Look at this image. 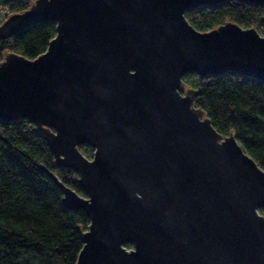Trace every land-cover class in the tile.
Segmentation results:
<instances>
[{
    "label": "water",
    "instance_id": "95a60500",
    "mask_svg": "<svg viewBox=\"0 0 264 264\" xmlns=\"http://www.w3.org/2000/svg\"><path fill=\"white\" fill-rule=\"evenodd\" d=\"M224 1L33 0L0 22V38L55 22L37 55L2 53L0 119L33 123L75 173L83 194L39 165L88 220L74 264H264V168L182 80H264V34L232 21L199 30L184 16Z\"/></svg>",
    "mask_w": 264,
    "mask_h": 264
},
{
    "label": "trees",
    "instance_id": "16d2710c",
    "mask_svg": "<svg viewBox=\"0 0 264 264\" xmlns=\"http://www.w3.org/2000/svg\"><path fill=\"white\" fill-rule=\"evenodd\" d=\"M29 2L16 0L10 12L21 11ZM184 16L196 29L206 30L224 21L264 31V5L226 0L216 6L186 9ZM55 22L29 25L7 38H0V57L15 51L27 57L42 52L54 35ZM186 86L197 89L195 104L213 127L232 132L237 142L264 168V80L227 71L220 76L182 75ZM84 153L92 148L81 145ZM45 165L79 194L75 173L53 162L46 141L34 124L21 118L0 119V264H74L81 247L78 228L88 220L80 209L61 202L57 185L39 167ZM264 215V208H260Z\"/></svg>",
    "mask_w": 264,
    "mask_h": 264
},
{
    "label": "built area",
    "instance_id": "2783aa9c",
    "mask_svg": "<svg viewBox=\"0 0 264 264\" xmlns=\"http://www.w3.org/2000/svg\"><path fill=\"white\" fill-rule=\"evenodd\" d=\"M16 0H0V22L9 14L10 9L9 5L14 3ZM20 3L29 2L31 3L33 0H18Z\"/></svg>",
    "mask_w": 264,
    "mask_h": 264
},
{
    "label": "rangeland",
    "instance_id": "374dc122",
    "mask_svg": "<svg viewBox=\"0 0 264 264\" xmlns=\"http://www.w3.org/2000/svg\"><path fill=\"white\" fill-rule=\"evenodd\" d=\"M261 33V32H260ZM262 34H264V31H262ZM84 153V152H83ZM86 156H91V153H84Z\"/></svg>",
    "mask_w": 264,
    "mask_h": 264
}]
</instances>
